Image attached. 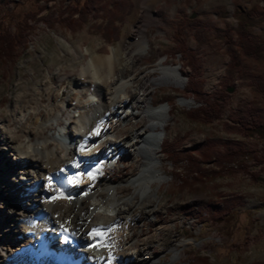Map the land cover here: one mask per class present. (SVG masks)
Listing matches in <instances>:
<instances>
[{"label":"rangeland","instance_id":"1","mask_svg":"<svg viewBox=\"0 0 264 264\" xmlns=\"http://www.w3.org/2000/svg\"><path fill=\"white\" fill-rule=\"evenodd\" d=\"M82 1L64 0L63 4L80 5ZM45 2L46 0H0V32L5 29L15 31L27 12L40 6L44 8L41 13L48 10L57 11L63 7L62 0ZM253 5L264 8V0H144V2L112 0L106 3L101 15H90L89 20L75 30L60 25L48 27L41 21L36 22V29L30 36L29 45L18 61L8 66L0 63V136L3 132L8 136H17L20 140L25 133L21 130V125L27 114L22 109L24 103L19 102L14 107V97L17 93H30L24 98L22 96L21 100L26 99L31 103L34 100L32 87L37 84L42 94H45L41 97L39 105H52L55 102L57 88L67 79L80 76L82 69L88 67L91 55L105 57L110 46L118 47L130 43L133 50L145 49L137 59L124 65V77L133 79L134 91L150 77L156 76V73L147 72L154 67L159 57L164 58L166 64H180L187 82L191 69L185 65L183 57L176 51L173 35L176 27L180 26L179 22L182 23L185 18L197 17L210 38L199 45L198 57L202 63L203 89L212 92L225 88L230 94L229 102L220 117L208 122L195 121L186 116L185 110L198 106L199 103L192 95L184 94L185 86L182 88L172 84L148 86L147 96L152 105L167 101L170 107V103L175 106L173 111L169 110L163 141L173 143L180 138L181 146L186 148L207 140L238 141L256 145L259 152L264 153V138L255 135L242 136L226 131L222 127L237 103L259 99L247 78L235 74L225 82V65L229 58L220 36L225 30L235 31L238 8H250ZM149 9L152 15L147 12ZM114 11H121L122 16L115 22L116 33L112 38H108L105 34L106 15ZM143 27L146 42L135 35L136 30ZM182 28V38L187 47L196 48L198 42L193 36V29L186 24ZM251 28L264 39V16ZM243 65L250 73L261 74L264 77L262 61L243 59ZM227 88L231 90L228 91ZM47 91L51 94L49 97L46 96ZM184 95L189 98H185ZM178 96L185 99L193 98V103L189 106L179 105ZM64 109L58 122L60 124L56 123L59 126L54 123L43 130L46 139L57 135L59 128L66 123L68 115L77 110L76 107L69 105L68 101L65 102ZM141 109L139 107V111ZM138 118L139 114L136 117H129L125 123L117 121L111 128L115 133L123 130L121 134L125 136L127 134L125 129L144 124ZM159 158L161 160L159 167L167 175V180L160 187L154 185V188H158L155 197L152 198L156 206L153 214L150 216L144 214L142 220L128 225L132 241H137L135 248L147 242L149 252L158 256L164 264H203L196 259L197 256L203 255L208 258L204 264H264V167L259 173L261 178L258 181L244 174L223 175L207 182L200 191H193L187 188L180 189V179L175 175V171L184 175L185 162H179L174 168L166 154L161 151ZM142 160L140 155L134 158L122 152L117 162L106 167L103 175L95 179L96 185L101 186L107 178L121 183L125 178L137 173V163ZM239 160L247 162L252 170H258L260 167L251 155L241 156ZM207 166L213 165L207 163ZM11 170L0 157V196L5 192L1 179L10 181ZM121 190L126 194L132 191V188L125 185ZM24 196L21 191L18 199L21 200ZM228 196L235 197L238 203L224 219L211 222L205 217H198V212L204 210V206L217 207ZM7 204L10 208L16 207L11 201H7ZM6 210L0 209V226L4 223L2 220L5 222L9 220ZM73 213L74 211L71 217ZM56 240L52 244L48 243L43 254L53 256L55 250L59 253L65 251ZM182 240L186 243L181 244ZM3 245L7 249L14 247L12 242H5ZM175 249L178 250V257L173 261ZM67 252L71 253L70 250ZM74 260L75 264H78L76 257ZM19 264L41 262L23 261Z\"/></svg>","mask_w":264,"mask_h":264},{"label":"bare ground","instance_id":"2","mask_svg":"<svg viewBox=\"0 0 264 264\" xmlns=\"http://www.w3.org/2000/svg\"><path fill=\"white\" fill-rule=\"evenodd\" d=\"M147 12L153 14L151 9ZM135 35L146 42L145 27L137 29ZM144 50H133L130 43H124L110 46L105 57L91 55L80 76L67 79L57 88L52 105H39L45 94L37 84L32 87L31 103L21 100L30 93L15 95L14 107L24 103L22 109L27 115L21 125L25 131L22 139L3 132L0 136V157L12 169L10 181H17L11 183L1 177L5 192L0 196V209H7L9 220H2L0 226V264H75V257L78 264H164L149 252L147 242L135 248L137 241H132L128 225L142 220L144 214H153L156 206L152 198L167 180L159 167V151L170 105H152L147 87L172 84L182 88L186 79L180 64L169 65L159 57L147 72L156 76L137 91L132 90L133 79L124 77V65ZM50 95L47 91L46 96ZM185 98L178 96L179 105L193 103ZM66 101L77 110L68 115L57 135L46 139L43 130L59 122ZM138 114L144 124L125 129V136L123 130L115 133L111 128L117 121L125 123ZM122 152L142 157L137 173L121 183L107 178L97 186L95 179L115 164ZM125 185L132 191L123 194ZM19 191L25 194L21 200ZM75 192L76 197L71 198ZM7 201L16 207H8ZM93 229L103 235H95ZM55 239L66 252L43 254ZM5 242L14 243V247L5 248ZM185 243L182 240L181 244ZM177 254L175 249L173 261Z\"/></svg>","mask_w":264,"mask_h":264},{"label":"trees","instance_id":"3","mask_svg":"<svg viewBox=\"0 0 264 264\" xmlns=\"http://www.w3.org/2000/svg\"><path fill=\"white\" fill-rule=\"evenodd\" d=\"M48 1L46 0V2ZM109 1L112 0H83L80 5H77L63 4L64 0H62L63 7L57 11L48 10L41 13L44 8L40 6L36 10L27 12L15 31L5 29L0 32V63L8 66L18 61L29 45L30 36L36 29V22L41 21L48 27L60 25L75 30L84 25L89 20L90 15H101ZM236 15L237 26L235 31L225 30L220 35L229 58L225 65V82L229 81L235 74L247 78L249 84L257 92L259 99L237 103L229 113L228 119L223 122L222 127L226 131L242 136L255 135L264 138V77L261 74L250 73L244 69L243 65V59L262 61L264 71V39L255 34L251 28L263 18L264 8L257 5L250 8H238ZM121 16V11L110 12L106 15L105 34L108 38H112L116 33L115 22L120 20ZM184 24L193 29V36L198 42V46L194 49H189L182 38V26ZM179 25L173 35L175 48L183 57L185 65L191 69L183 92L185 95H192L195 101L199 103L198 106L185 110V114L191 120L208 122L220 117L229 102L230 94L226 92L225 88L212 92L203 89L202 63L198 57L199 45L209 41L210 38L207 36L205 27L200 24L199 18H185L182 23L179 22ZM185 95L184 97H186ZM170 104V110L173 111L175 106ZM161 151L166 154L174 168L179 162H185L183 176L175 171V175L180 179V189L187 188L200 191L202 186L214 178L231 174L249 175L254 181H258L261 178L259 173L264 167V153L259 152L256 145H248L238 141L207 140L186 148L181 146V139L179 138L173 143L163 141ZM244 155H251L256 164L260 165L259 169L252 170L247 162L239 160ZM207 163H212L213 166L209 167ZM237 203L238 200L235 197L228 196L217 207L204 206V210L198 212V217H205L211 222H218L224 219ZM196 259L203 264L208 261L205 255L197 256Z\"/></svg>","mask_w":264,"mask_h":264},{"label":"snow or ice","instance_id":"4","mask_svg":"<svg viewBox=\"0 0 264 264\" xmlns=\"http://www.w3.org/2000/svg\"><path fill=\"white\" fill-rule=\"evenodd\" d=\"M89 175H91V173H89ZM72 179H75V178H72ZM93 233L95 235H103L102 233L98 232L97 230L93 229Z\"/></svg>","mask_w":264,"mask_h":264},{"label":"water","instance_id":"5","mask_svg":"<svg viewBox=\"0 0 264 264\" xmlns=\"http://www.w3.org/2000/svg\"><path fill=\"white\" fill-rule=\"evenodd\" d=\"M184 78L186 79V77H184ZM227 90H228V91H230V90H231V88H227Z\"/></svg>","mask_w":264,"mask_h":264}]
</instances>
